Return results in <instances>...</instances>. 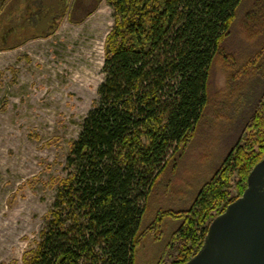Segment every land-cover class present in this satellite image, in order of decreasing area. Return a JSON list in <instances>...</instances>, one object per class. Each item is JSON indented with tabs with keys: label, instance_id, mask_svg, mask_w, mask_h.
<instances>
[{
	"label": "trees",
	"instance_id": "trees-1",
	"mask_svg": "<svg viewBox=\"0 0 264 264\" xmlns=\"http://www.w3.org/2000/svg\"><path fill=\"white\" fill-rule=\"evenodd\" d=\"M107 1L115 25L106 41L98 100L71 146L66 176L56 181L40 240L23 264H136L142 239L156 235L165 218L181 225L164 264H186L264 159V43L243 63L225 47L247 0ZM252 10L247 23L257 43L264 37V0H255ZM220 63L229 81L214 95ZM260 78L263 93L244 117L248 92ZM210 109L216 118L235 109L238 140L189 210L160 211L147 224L165 171L194 142Z\"/></svg>",
	"mask_w": 264,
	"mask_h": 264
},
{
	"label": "rangeland",
	"instance_id": "rangeland-1",
	"mask_svg": "<svg viewBox=\"0 0 264 264\" xmlns=\"http://www.w3.org/2000/svg\"><path fill=\"white\" fill-rule=\"evenodd\" d=\"M254 2L247 0L242 5L233 36L225 44L241 63L264 43V37L256 43L247 23ZM2 3L0 0V264H23L25 253L40 240L57 196L56 181L66 176L71 146L98 100L115 11L107 0H68L56 32L36 38L23 35L13 42V37L9 41L6 37L19 21L23 6L15 11L20 0H8L1 7ZM228 75L220 63L214 72V95L227 86ZM262 81L251 85L241 113L244 117H249L262 95ZM233 110H225L220 118L215 117L214 109L208 111L194 142L165 171L151 197L147 224L160 211L181 212L192 207L238 140L239 120ZM180 225L165 218L156 235L142 239L136 264L171 261L169 243Z\"/></svg>",
	"mask_w": 264,
	"mask_h": 264
},
{
	"label": "water",
	"instance_id": "water-1",
	"mask_svg": "<svg viewBox=\"0 0 264 264\" xmlns=\"http://www.w3.org/2000/svg\"><path fill=\"white\" fill-rule=\"evenodd\" d=\"M186 264H264V159L243 195L211 222L201 250Z\"/></svg>",
	"mask_w": 264,
	"mask_h": 264
},
{
	"label": "flooded vegetation",
	"instance_id": "flooded-vegetation-1",
	"mask_svg": "<svg viewBox=\"0 0 264 264\" xmlns=\"http://www.w3.org/2000/svg\"><path fill=\"white\" fill-rule=\"evenodd\" d=\"M20 5L23 8L18 11L19 21L6 37L7 41L11 36L14 42L23 35L30 34L36 38L56 32L65 15L68 0H20ZM17 29L21 31L17 32Z\"/></svg>",
	"mask_w": 264,
	"mask_h": 264
},
{
	"label": "crops",
	"instance_id": "crops-1",
	"mask_svg": "<svg viewBox=\"0 0 264 264\" xmlns=\"http://www.w3.org/2000/svg\"><path fill=\"white\" fill-rule=\"evenodd\" d=\"M18 6V8L15 10V11H18L19 10V7H21V5L19 4V5H17ZM21 9V8H20Z\"/></svg>",
	"mask_w": 264,
	"mask_h": 264
}]
</instances>
